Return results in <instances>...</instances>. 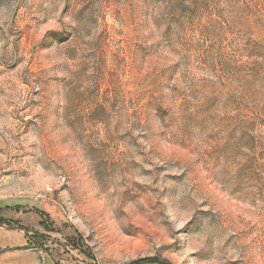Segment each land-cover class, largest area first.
<instances>
[{
    "label": "rangeland",
    "instance_id": "1",
    "mask_svg": "<svg viewBox=\"0 0 264 264\" xmlns=\"http://www.w3.org/2000/svg\"><path fill=\"white\" fill-rule=\"evenodd\" d=\"M0 264H264V0H0Z\"/></svg>",
    "mask_w": 264,
    "mask_h": 264
}]
</instances>
